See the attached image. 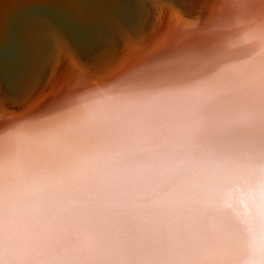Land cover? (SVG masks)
<instances>
[{"label": "bare ground", "instance_id": "1", "mask_svg": "<svg viewBox=\"0 0 264 264\" xmlns=\"http://www.w3.org/2000/svg\"><path fill=\"white\" fill-rule=\"evenodd\" d=\"M22 1L28 18L32 3ZM39 1L28 60L11 86L0 80L14 106L0 103L14 198L38 197V177L59 190L66 168L101 157L146 164L159 191L145 221L171 216L197 247L228 246L236 264H264V0H185L186 11L179 0ZM74 29L88 38L89 64ZM58 41L65 55L53 62ZM7 42L0 28V50ZM79 194L58 203L71 207Z\"/></svg>", "mask_w": 264, "mask_h": 264}, {"label": "snow or ice", "instance_id": "2", "mask_svg": "<svg viewBox=\"0 0 264 264\" xmlns=\"http://www.w3.org/2000/svg\"><path fill=\"white\" fill-rule=\"evenodd\" d=\"M67 54L72 55L70 52ZM63 55L65 53L58 41L50 59L55 62ZM2 102L3 98L0 97V103ZM0 115H3L2 110ZM11 156L10 151V158ZM112 160L111 156H106L84 168L68 167L64 171L59 190L47 188L43 194L51 202L58 203L64 199L69 189L78 193L93 191ZM150 190L158 192L159 185H151ZM12 193L13 178L9 177L6 188L3 149L0 148V251H3L10 239L18 237L24 231L22 202L14 198ZM41 194L40 190L39 196ZM166 237L163 222L144 221L131 225L123 238L93 248L87 236L72 229L52 227L43 234L37 245L27 250L30 259L26 264H236L231 247H175L168 243Z\"/></svg>", "mask_w": 264, "mask_h": 264}, {"label": "clouds", "instance_id": "3", "mask_svg": "<svg viewBox=\"0 0 264 264\" xmlns=\"http://www.w3.org/2000/svg\"><path fill=\"white\" fill-rule=\"evenodd\" d=\"M38 180L42 194L22 201L24 231L5 244L0 251V264H26L30 259L27 250L37 245L52 227H70L87 236L93 248L115 242L127 234L131 225L144 222V215L156 203L154 192L150 190V186L156 184V176L146 164H122L113 159L97 188L80 193L71 207L51 202L43 194L48 184L43 177ZM164 226L170 245L198 246L178 220L169 216Z\"/></svg>", "mask_w": 264, "mask_h": 264}, {"label": "water", "instance_id": "4", "mask_svg": "<svg viewBox=\"0 0 264 264\" xmlns=\"http://www.w3.org/2000/svg\"><path fill=\"white\" fill-rule=\"evenodd\" d=\"M29 1L32 3L31 4L32 7L29 6L31 7L30 9L31 13H30V16L27 18L26 17L27 13L23 12V8L25 6H20L16 8V5L23 3L22 0H17L15 3H11L9 2V0L8 1L0 0V11L2 12L1 14L2 16L0 18V21H1L0 28H1L2 34H4V36H8V42L0 50V55L3 57V62L0 64V72H3L2 74L0 73V80H1V77L2 79L6 77L7 85L9 86H11L10 82L8 81L13 75L11 74L12 71L16 69V67L18 68V70L21 69L20 68L21 63L28 60V57H29V53H30L29 46L30 45H29V23L28 21L31 17H34V15H36L37 12H40L42 8H44V3L43 2L41 3V1L39 0H29ZM179 5H180V9H183L184 11L189 9L188 1L179 0ZM13 8H14V12L11 13ZM7 11H8L7 13L8 15L6 14L5 16H3V14L6 13ZM46 12H49V11L46 10ZM72 20L74 22L73 23L74 25L81 24V19L80 17H78V13L72 14ZM189 20H193V19L191 18ZM53 23L60 27L63 26L62 23L59 21L53 20ZM76 30H75L74 35L76 34L75 37L77 36L76 37L77 40L76 41L72 40V43L74 42L73 45H75L74 49L75 51L78 50L77 55L79 57V60L84 61L87 64H89L92 61L91 57H93L94 55L88 56V53L86 51V47H87L86 42L88 41V38L83 37L82 33ZM101 52L103 54V51ZM104 57L105 56H103L99 61L106 64L107 63L106 57L105 58ZM17 61L19 62V64H16V66H14V64L17 63ZM7 70H8V73H7ZM2 104L6 105L7 108H14V106L10 104L9 102L4 101Z\"/></svg>", "mask_w": 264, "mask_h": 264}]
</instances>
